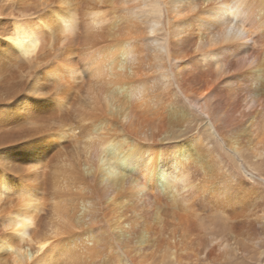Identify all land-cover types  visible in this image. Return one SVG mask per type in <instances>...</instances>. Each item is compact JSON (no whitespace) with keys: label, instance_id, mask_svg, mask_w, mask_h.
Masks as SVG:
<instances>
[{"label":"bare ground","instance_id":"obj_1","mask_svg":"<svg viewBox=\"0 0 264 264\" xmlns=\"http://www.w3.org/2000/svg\"><path fill=\"white\" fill-rule=\"evenodd\" d=\"M0 144V264H81L69 243L88 257L111 239L129 264H208L229 248L216 224L264 254L241 164L262 173L264 0H0ZM56 164L90 199L59 203ZM121 190L142 222L106 220Z\"/></svg>","mask_w":264,"mask_h":264},{"label":"rangeland","instance_id":"obj_2","mask_svg":"<svg viewBox=\"0 0 264 264\" xmlns=\"http://www.w3.org/2000/svg\"><path fill=\"white\" fill-rule=\"evenodd\" d=\"M174 89H175L174 90L175 100H174L173 104L176 105V107H178L180 110H183V112L186 111L185 114H188L187 118L191 124H193V125L196 124L199 127V129H201V130L203 129V127L205 128L206 126H205L204 120H202V121L198 120L197 121V119L200 117L198 112L195 109H193V108L191 109V107L187 106L185 100L182 99L183 97L180 95V93H178L175 86H174ZM78 122H79V120L76 117H72V119L69 121V124L60 125L61 126L60 129L67 131L70 127L78 128L77 127ZM54 126H56V125L52 124V127H54ZM74 132H75V135H77V136H79L81 134V132H79L77 130ZM193 133H196V131H194ZM11 145L12 144H3V145L0 144V165L3 164L4 169H7V167L10 166V163H7V160H9L10 158L8 155H6L5 151H6V148H10L9 146H11ZM73 145L74 144H71L68 148H66L68 151L66 150L65 152L68 155L70 152V155H72V157H71L72 161L75 164H77V167H79V162H83L84 154H83V152L82 153L78 152V155H79L78 160L79 161H77L75 149L76 148H82L84 146H83V144L78 145L75 149H73L72 148ZM244 155L247 158H242L243 161L241 160V162H243V163H241V164L244 167V170H246L248 173L252 174V178L254 179V182H255L254 187L256 188V191L258 194L256 202L257 203L263 202L264 201V163L262 165V168H263L261 171L262 173L259 175L260 171H258V173L256 171L252 172L251 171L252 169L250 167L248 168V164L251 163L249 161L250 158H248L247 152H245ZM5 164H7V166ZM236 172L240 173V175H242V174L244 175V173H242L241 169L236 170ZM51 173H52L51 176L54 178V180L56 181L57 186H58L56 192L59 195H63V196L65 195V197H62L59 200V203L66 205V207L69 209L72 205H75L77 203L84 201L83 199H87V200L90 199V195H89L88 190H86L85 188H81L78 185L77 179H74L72 177L73 175L68 173V171L65 172L64 170H62L60 165L57 166V164H56L55 166H53V168H51ZM65 177H68L66 181L63 180V178H65ZM243 178H245V177L243 176ZM58 182H60V183H58ZM65 185H66V188L64 189L63 186H65ZM83 190H84V192H83ZM123 193H124L123 201H125L124 202L125 206H124V204H122V206H124V207H122L121 211L117 214L116 213L114 214V211L109 212L106 215V216H108L106 218V220L109 217H113L114 215H117V216L121 217V219L127 220V222H129L130 224H136L137 222H142V220L136 216L138 209H136V207H135L136 204H134L135 199L132 200V192L129 191V193H128L127 190H121L120 194L123 195ZM254 211H256L257 214L261 215L264 211V206L259 205L254 209ZM210 220H211V218H210ZM256 228H260V227L256 226ZM212 229L213 230H210L211 231L210 235H213V236L215 235V237H218V238L222 237L221 240L224 237H225V239H228L227 242L229 243V248L228 247L226 248L225 254L222 256V258L217 259V257L218 258L221 257L218 255V256L212 258L208 262V264H264V254L259 255V251L256 248H254L252 243L247 241L248 238L252 237V235L250 233H249L251 235L250 237L239 236L236 239H233L232 236L231 237L228 235L225 236L226 232L219 228V224L214 225ZM214 229L217 231H215ZM72 232H75L76 234H78L77 232H81V229L76 228ZM262 233L264 235V228L262 230ZM164 236L166 237L167 235H164ZM69 239H71V238H69ZM75 244H78V241H74L72 244L69 243V245H70L69 249L73 248V249H71V251L74 250V253L76 255L78 254V256H76V255L75 256L78 258L80 256L82 258L81 264H114L120 258L119 256H117L118 254H121V253L123 254V252L124 253L126 252L125 255L133 254V250L130 247L120 249L119 244H118V242H116L115 239L108 240L102 247H98V249H95V252L92 256H88V257H87V255L85 257H83V254H81L79 252V250H78V248H76ZM64 247H67L66 243H64ZM155 253L156 252L154 250L153 251L149 250L146 252L148 257L147 256H145V257L147 258V260H151L152 258H155V256H156ZM125 258L126 257H124V261L122 258H120L121 264H129V262H130L129 258H126V259ZM169 263L173 264L171 260H167L166 263H164V264H169Z\"/></svg>","mask_w":264,"mask_h":264}]
</instances>
